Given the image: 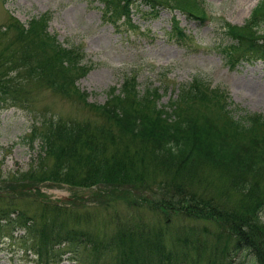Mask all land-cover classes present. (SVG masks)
<instances>
[{"label": "trees", "instance_id": "16d2710c", "mask_svg": "<svg viewBox=\"0 0 264 264\" xmlns=\"http://www.w3.org/2000/svg\"><path fill=\"white\" fill-rule=\"evenodd\" d=\"M102 1L108 21L118 27L119 20L124 19L123 23L136 27L132 22L136 0ZM188 1L196 5V11L179 8L204 21L206 11L197 0ZM143 4L153 11L162 6L157 0H144ZM49 21V14H44L31 19L27 26L18 19L10 24L13 34L0 53V103L10 99L22 105L18 80L26 71L27 78L45 80L64 94L73 91L109 123L93 129L78 121L48 119L41 129L35 128L34 136L41 141L39 155L55 159L56 170L44 171L41 164L39 175L31 169L17 177L16 184H5L11 191L0 198L10 201L8 207L0 205V232L14 239V233L23 230L17 240L35 255V264H61L67 252L62 250L63 245L77 252L87 245L95 251L113 253L116 264H201L206 260L203 257L207 258L206 264H236L235 257L242 250L250 251L256 264H264V115L231 107L229 93L200 78L181 85L177 97L163 106L160 90H140L133 75L124 79L121 88L111 87L104 104L89 103L88 94L80 93L75 82L92 66L82 63L84 56L79 47L64 46L49 32ZM175 23L173 28L184 38L185 31L177 26V20ZM262 25L264 0L245 24H226L233 42L225 47L224 54L232 67L244 61H264V37L262 41L255 38ZM5 27L9 29L8 24ZM236 112H241L239 118ZM204 165L225 171L236 190L251 198L244 211L226 206L214 196L206 198L197 190L199 169ZM158 171L166 176L157 178ZM47 182L73 189L97 187L92 196L103 204L112 200L135 206L149 204L163 210L167 223L178 214L211 220L221 228L218 239L232 241L211 249L203 247V252L199 243H189L186 236L177 237L181 246L189 249L191 245L196 252V256L189 257L184 251L178 252L179 247L177 252L165 247L162 227L152 229L138 222L117 221V230L104 243L91 231L70 225L88 222L75 206L70 208L80 201L51 200L39 188ZM30 193H36L35 202L41 205L37 213L14 202L13 196L23 199ZM230 233L237 237L233 239ZM81 261L78 256L74 258L75 264Z\"/></svg>", "mask_w": 264, "mask_h": 264}, {"label": "rangeland", "instance_id": "374dc122", "mask_svg": "<svg viewBox=\"0 0 264 264\" xmlns=\"http://www.w3.org/2000/svg\"><path fill=\"white\" fill-rule=\"evenodd\" d=\"M197 1L208 12L205 22L179 8L196 11V5L188 0H157L162 6L155 11L143 4L144 0H136L132 11V22L136 27L132 28L129 23H123L124 19L119 20L118 27L108 21L104 17L102 0H0V53L9 44L8 37L13 34V25L10 24L15 19L27 25L34 17L49 14V32L64 46L79 47L84 56L82 63L92 66L86 75L78 77L75 82L80 93L88 94L89 103L104 104L109 89L121 88L124 79L133 75L140 90H160L162 97L159 102L163 106L177 97L181 85L200 78L211 87L229 93L233 102L231 107L240 106L248 112L264 115V61H244L232 67L224 54L225 47L233 42L226 32V23L243 25L262 0ZM175 18L179 20L177 26L188 35L186 39L180 38L173 28ZM7 24L8 30L5 27ZM259 29L255 38L262 41L264 25ZM21 76L23 78L18 80V86L22 88V105L10 99L0 103L1 196L11 191L4 187L5 184H16L17 177L28 170L32 169L35 175H39L42 172L41 164L45 166L44 171L50 168L56 170L55 159L46 154L39 155L42 151L40 137L34 136L35 128L41 129L46 120L78 121L89 124L93 129L109 123L73 91L64 94L45 80L27 78L26 71ZM240 113L236 112L237 118ZM150 176L155 179V175ZM165 176V172L158 171L157 178ZM261 183L264 186V178ZM196 185L206 198L214 196L226 206L234 205L241 211L251 203L249 196L236 190L225 171L213 166H201ZM39 188L51 200L80 201L78 205L71 204L70 208L75 206L79 215L87 217L88 222H71L70 225L91 231L104 243L109 241L106 237L117 230V221L119 224L121 221L138 222L152 229L162 227L165 247L173 251L179 247L178 252L184 251L189 257L196 256V252L191 245L189 249L181 246L177 237L186 236L189 243H199L202 250L203 247L211 249L218 243L226 242L225 237L218 239L221 228L214 221L178 214L167 223L163 210H155L149 204L135 206L123 200L100 203L92 196L94 191H98L97 187L73 189L47 182L39 185ZM32 191L35 192V189ZM28 195L17 200L13 196L14 202L30 213H37L41 205L39 201L35 202L36 193ZM9 201L0 198V205L8 207ZM261 214L264 219V210ZM14 234L13 239L0 232V264H35L33 259L36 257L17 240L23 230L19 229ZM230 234L233 239L237 237ZM230 241L232 239L226 243ZM62 248L67 252L61 264H75L74 258L77 256L82 260L78 264L117 262L113 253L101 249L95 251L87 245L80 246L78 252L71 246L63 245ZM206 260L201 264H206ZM235 263L256 264V259L250 251L242 250L235 257Z\"/></svg>", "mask_w": 264, "mask_h": 264}]
</instances>
